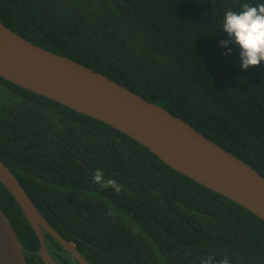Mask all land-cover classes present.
<instances>
[{
    "label": "trees",
    "instance_id": "obj_1",
    "mask_svg": "<svg viewBox=\"0 0 264 264\" xmlns=\"http://www.w3.org/2000/svg\"><path fill=\"white\" fill-rule=\"evenodd\" d=\"M264 0H0V23L169 111L264 178V62L241 69L227 10ZM0 160L89 264H264V222L138 142L0 78ZM101 169L119 193L101 189ZM26 264L39 241L0 184ZM58 264H78L43 232Z\"/></svg>",
    "mask_w": 264,
    "mask_h": 264
},
{
    "label": "water",
    "instance_id": "obj_2",
    "mask_svg": "<svg viewBox=\"0 0 264 264\" xmlns=\"http://www.w3.org/2000/svg\"><path fill=\"white\" fill-rule=\"evenodd\" d=\"M0 78L123 133L174 171L245 208L264 222V178L167 110L69 58L44 50L0 23ZM0 184L39 241L43 264H58L43 232L78 263L89 264L37 211L0 160ZM0 264H26L23 247L0 207Z\"/></svg>",
    "mask_w": 264,
    "mask_h": 264
},
{
    "label": "clouds",
    "instance_id": "obj_3",
    "mask_svg": "<svg viewBox=\"0 0 264 264\" xmlns=\"http://www.w3.org/2000/svg\"><path fill=\"white\" fill-rule=\"evenodd\" d=\"M220 30L228 36L227 40L220 41V46L228 49L224 54H231L229 44L236 45L239 48L242 70H249L264 62V3L256 6L245 3L241 11L227 10ZM92 181L101 189L110 188L117 193L121 191V186L114 179L106 178L99 168L94 171ZM200 264H230V261L227 257L219 261H215L214 257H207Z\"/></svg>",
    "mask_w": 264,
    "mask_h": 264
},
{
    "label": "flooded vegetation",
    "instance_id": "obj_4",
    "mask_svg": "<svg viewBox=\"0 0 264 264\" xmlns=\"http://www.w3.org/2000/svg\"><path fill=\"white\" fill-rule=\"evenodd\" d=\"M47 248V247H46ZM48 251V250H47ZM49 253V252H48ZM50 255V254H49Z\"/></svg>",
    "mask_w": 264,
    "mask_h": 264
}]
</instances>
